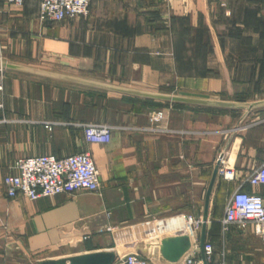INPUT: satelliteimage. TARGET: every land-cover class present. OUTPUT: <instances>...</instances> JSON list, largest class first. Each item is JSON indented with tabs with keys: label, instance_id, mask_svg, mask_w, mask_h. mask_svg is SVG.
I'll return each mask as SVG.
<instances>
[{
	"label": "crops",
	"instance_id": "1",
	"mask_svg": "<svg viewBox=\"0 0 264 264\" xmlns=\"http://www.w3.org/2000/svg\"><path fill=\"white\" fill-rule=\"evenodd\" d=\"M38 17L39 0H0V63L132 91L264 101V0H91L85 18ZM0 77V264L107 249L170 264L161 243L176 237L178 217H202L222 153L233 179L217 174L205 243L213 262L227 264L229 233L223 236L220 225L227 201L241 190L264 203V185L248 182L264 162V106L250 110L232 135L243 109L143 98L12 69ZM87 124L111 126L110 142L86 144ZM81 152L97 167L98 193L33 202L7 196L4 178L17 159ZM195 257L202 260L200 250Z\"/></svg>",
	"mask_w": 264,
	"mask_h": 264
},
{
	"label": "built area",
	"instance_id": "2",
	"mask_svg": "<svg viewBox=\"0 0 264 264\" xmlns=\"http://www.w3.org/2000/svg\"><path fill=\"white\" fill-rule=\"evenodd\" d=\"M12 6H21L24 0H3ZM91 0H39V21L42 23H58L64 20L85 18L89 15ZM3 70L0 69V74ZM1 82V77H0ZM2 90L0 84V92ZM2 107L0 100V108ZM113 128L107 124L83 125V140L86 144L107 145L111 140ZM220 161L218 175L232 180V172L223 168ZM14 173L4 178L6 194L9 198L21 196L28 201L52 198L58 195H71L78 191L98 193L100 189L99 173L88 152L75 153L60 159L52 155L21 158L10 167ZM254 187L264 185V162L248 179ZM182 226L176 236H187L190 241L188 253L173 264H225L224 260L213 262L212 244H204V259L195 254L199 250L198 233L202 226V217H178ZM221 233L225 236L231 227L249 231L264 241V203L258 194L235 191L227 201L224 215L220 222ZM87 237H84L86 239ZM113 264H148L147 260L136 254L118 256ZM224 257V253L222 254Z\"/></svg>",
	"mask_w": 264,
	"mask_h": 264
},
{
	"label": "water",
	"instance_id": "3",
	"mask_svg": "<svg viewBox=\"0 0 264 264\" xmlns=\"http://www.w3.org/2000/svg\"><path fill=\"white\" fill-rule=\"evenodd\" d=\"M0 69L2 70L12 69V70L31 72V73H35V74H39V75H43L47 77H52L56 79H61L65 81H71V82H77V83H82L86 85L96 86V87L104 88L107 90L115 91L118 93L131 94V95H135L138 97L161 100V101L243 109L245 113L243 117L241 118V120L236 125V127L233 129L232 135L240 128V124L243 122V119L248 115L250 110L264 106V101L256 102V103L214 102V101H206V100L189 99V98L171 96V95L132 91V90L121 89V88H117L113 86L101 85V84L92 83L88 81H82L79 79H74V78H70L66 76L35 71L32 69H27L25 67L15 66V65L6 64V63H0ZM223 155L224 153H222L219 156L216 162V165L213 169L211 180L209 182L208 189L205 195L204 210H203V215H202V226H201L200 240H199V250H200L202 259H204V249L203 248H204L205 238H206V225L208 222L209 198H210V194L212 191V187L214 185V182L218 174L220 161L223 158ZM178 243L182 245L181 248L177 246ZM189 248H190V241L187 236H176L174 238H169V239L162 241L161 243L162 257L170 264H173V263L178 262L180 258L185 254V252L189 250ZM138 255L143 258L146 257L144 254H141V255L138 254ZM115 259H116V254L114 251H98V252L79 254V255H74L71 257H65V258H59V259H47L42 262H39L38 264H113L115 262Z\"/></svg>",
	"mask_w": 264,
	"mask_h": 264
},
{
	"label": "rangeland",
	"instance_id": "4",
	"mask_svg": "<svg viewBox=\"0 0 264 264\" xmlns=\"http://www.w3.org/2000/svg\"><path fill=\"white\" fill-rule=\"evenodd\" d=\"M228 233L227 264H264L263 240L249 231L244 233L237 227L229 230Z\"/></svg>",
	"mask_w": 264,
	"mask_h": 264
},
{
	"label": "bare ground",
	"instance_id": "5",
	"mask_svg": "<svg viewBox=\"0 0 264 264\" xmlns=\"http://www.w3.org/2000/svg\"><path fill=\"white\" fill-rule=\"evenodd\" d=\"M182 225L180 223L177 222V227L180 228Z\"/></svg>",
	"mask_w": 264,
	"mask_h": 264
}]
</instances>
